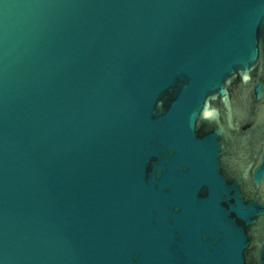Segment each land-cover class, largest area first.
Listing matches in <instances>:
<instances>
[{"label": "water", "instance_id": "95a60500", "mask_svg": "<svg viewBox=\"0 0 264 264\" xmlns=\"http://www.w3.org/2000/svg\"><path fill=\"white\" fill-rule=\"evenodd\" d=\"M0 264H264V0H0Z\"/></svg>", "mask_w": 264, "mask_h": 264}]
</instances>
